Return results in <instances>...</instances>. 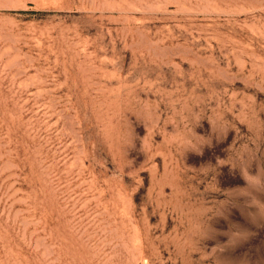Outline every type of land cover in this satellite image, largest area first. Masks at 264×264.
Masks as SVG:
<instances>
[{"label": "rangeland", "instance_id": "rangeland-1", "mask_svg": "<svg viewBox=\"0 0 264 264\" xmlns=\"http://www.w3.org/2000/svg\"><path fill=\"white\" fill-rule=\"evenodd\" d=\"M0 264H264V0H0Z\"/></svg>", "mask_w": 264, "mask_h": 264}, {"label": "bare ground", "instance_id": "bare-ground-1", "mask_svg": "<svg viewBox=\"0 0 264 264\" xmlns=\"http://www.w3.org/2000/svg\"><path fill=\"white\" fill-rule=\"evenodd\" d=\"M127 206H128V205H127ZM125 207H126V206H125ZM128 207H129V206H128ZM130 211H132V210H130ZM128 212H129V211H128ZM131 213H133V212H131ZM121 217H122V216H121ZM124 217H125V216H124ZM131 218H132V217H131ZM131 218H130V219H131ZM132 220H133V218H132ZM128 223H129V221H128ZM120 225H121V227H122V223H121ZM131 226H132V224H131ZM123 227H124V226H123ZM129 228H130V227H129ZM131 228H132V227H131ZM127 230H128V229H127ZM127 230H126V231H127ZM131 230H132V229H131ZM133 230H134V229H133ZM131 232H132V231H131ZM123 234H124V233H123ZM126 235H128V234L126 233ZM129 235H130V234H129ZM132 236H133V234H132ZM127 237H128V236H127ZM132 238H133V237H132ZM130 239H131V238H130ZM138 239H139V238H138ZM128 242H129V241H128ZM130 242L132 243V241H130ZM130 242H129V243H130ZM139 243H140V242H139ZM131 246H132V245H131ZM141 247H142V246H141ZM141 247H140V248H141ZM138 248H139V247H138ZM138 253H139V252H138ZM131 254H132V253H131ZM140 255H141V254H140ZM128 256H129V255H128ZM130 257H131V256H130ZM132 257H135V256L132 255ZM129 261H130V260H129ZM133 261H134V260H133ZM134 262H135V261H134ZM132 263H133V262H132Z\"/></svg>", "mask_w": 264, "mask_h": 264}]
</instances>
